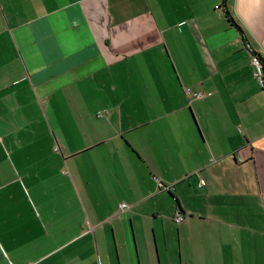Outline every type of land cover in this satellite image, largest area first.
Here are the masks:
<instances>
[{"label":"crops","instance_id":"0c3cea01","mask_svg":"<svg viewBox=\"0 0 264 264\" xmlns=\"http://www.w3.org/2000/svg\"><path fill=\"white\" fill-rule=\"evenodd\" d=\"M255 56L264 0H0V264H264Z\"/></svg>","mask_w":264,"mask_h":264},{"label":"built area","instance_id":"2783aa9c","mask_svg":"<svg viewBox=\"0 0 264 264\" xmlns=\"http://www.w3.org/2000/svg\"><path fill=\"white\" fill-rule=\"evenodd\" d=\"M253 66L255 68V75L259 79V81L261 82V84L264 88V68H263V64H262L261 60L256 56L253 58ZM189 95H190V93H189ZM195 97L198 99H201L203 97V94H196ZM205 185H206V182L204 180H202L201 186H205ZM123 207H127V205H123ZM184 220H185L184 216H178V218H176V221L178 223H181Z\"/></svg>","mask_w":264,"mask_h":264},{"label":"trees","instance_id":"16d2710c","mask_svg":"<svg viewBox=\"0 0 264 264\" xmlns=\"http://www.w3.org/2000/svg\"><path fill=\"white\" fill-rule=\"evenodd\" d=\"M259 59L261 60V58H259ZM261 62H262V64H263V68H264V61L261 60Z\"/></svg>","mask_w":264,"mask_h":264}]
</instances>
